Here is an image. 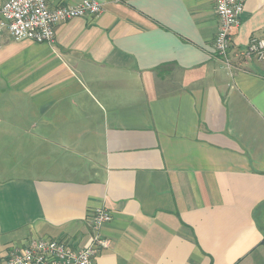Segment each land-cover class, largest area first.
<instances>
[{
  "label": "crops",
  "instance_id": "crops-1",
  "mask_svg": "<svg viewBox=\"0 0 264 264\" xmlns=\"http://www.w3.org/2000/svg\"><path fill=\"white\" fill-rule=\"evenodd\" d=\"M100 1L51 43L0 34V262L42 237L85 247L106 207L97 264H264V61L239 54L264 0L232 69L215 0Z\"/></svg>",
  "mask_w": 264,
  "mask_h": 264
},
{
  "label": "built area",
  "instance_id": "built-area-1",
  "mask_svg": "<svg viewBox=\"0 0 264 264\" xmlns=\"http://www.w3.org/2000/svg\"><path fill=\"white\" fill-rule=\"evenodd\" d=\"M215 1L219 18L215 52L223 64L232 69L234 65L229 53L247 0ZM105 10V4L100 0H82L58 6H52L50 0H5L0 4V34L8 31L16 41L51 43L55 40L59 23L98 16ZM239 54L247 60L264 61V38L252 37ZM112 217V211L106 207L94 211L91 217L93 234L90 244L85 247L74 248L66 240L42 237L27 243L21 252L14 250L0 264H97L98 252L110 245V240L101 232Z\"/></svg>",
  "mask_w": 264,
  "mask_h": 264
}]
</instances>
